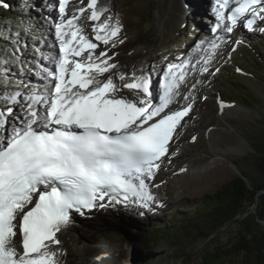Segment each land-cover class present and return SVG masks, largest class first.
<instances>
[{"label": "snow or ice", "instance_id": "1", "mask_svg": "<svg viewBox=\"0 0 264 264\" xmlns=\"http://www.w3.org/2000/svg\"><path fill=\"white\" fill-rule=\"evenodd\" d=\"M231 2L216 0L213 12L218 22L213 32L223 26V31L231 33L241 20L251 30L258 19L264 20V0H235L226 16ZM68 3L60 0L61 18L55 25L59 54L53 58V67L42 69L50 83L43 89L3 96L0 264H60L63 253L53 246L60 244L57 233L70 223L73 211L83 214L113 203L151 210L156 197L147 181L168 155L169 144L194 98L181 110L166 109L179 95L187 66L191 64L194 70L195 64H202L199 70L207 72L224 42L223 36L209 41L207 48L202 42L205 55L195 64L191 57L181 64H169L158 103L152 100L151 77L133 73L134 82L123 85L137 92L136 99H129L119 95L122 89L111 78H97L116 65L110 63L113 58L107 51L96 54L98 44L75 23L90 9L88 19L98 21L92 29L95 39L115 47L113 38L122 27L119 21L109 17L99 22L107 9L98 8L97 0L65 18ZM119 78L123 81L125 76ZM16 105L22 115L16 113Z\"/></svg>", "mask_w": 264, "mask_h": 264}, {"label": "rangeland", "instance_id": "2", "mask_svg": "<svg viewBox=\"0 0 264 264\" xmlns=\"http://www.w3.org/2000/svg\"><path fill=\"white\" fill-rule=\"evenodd\" d=\"M202 1L190 0L191 5L185 6L188 9L186 10L182 0H132L129 3L130 8L125 5V9L128 8L127 14L116 18L123 17L132 27L135 21L139 22L138 29H135L141 31L138 43L151 44L162 33V42L149 55L157 65L175 64L189 57L192 61L193 59L196 61L205 55L201 50V44L210 36L211 28L205 22L204 16L199 15L206 12V2L203 4ZM7 4L4 0H0V8L8 9ZM47 4V0H24L15 5L14 10L8 11L11 17L22 18L23 27L22 30H17L16 36L10 34L6 40L9 41L10 46H20L22 49L17 48V52L13 53L15 66L9 67L6 62L0 64V108L5 107L4 95L17 91L27 93L33 88L43 89L49 84V80L45 79L47 73L42 69L51 67L59 41L54 37L55 22L48 13L52 7ZM175 4L177 9L174 8ZM195 7H200V12L191 14V8ZM110 8L106 7L107 11L103 14L111 13L114 16L118 13L116 9ZM83 14V17L90 20L87 17L88 13ZM157 15L164 16L168 20L164 26L165 31L158 30ZM36 20H40L39 32L38 28L34 27L37 26L34 22ZM93 26L90 24L89 28L93 29ZM261 29H264V24L257 31L244 34L234 28L232 33L227 35L229 39L224 38V42L216 49L207 72H201L199 69L202 64H195L194 61L196 68L185 84L181 85L179 95L175 98V101L181 104L194 98V112L182 123L177 133L181 141L177 140L173 143L171 148L173 152L162 161L163 170H160L159 175L163 174V177L160 175V178L162 180L166 178L168 164L175 155L186 158L184 164L195 160V163L190 165L192 171L205 169L214 162L224 163L225 170L202 189L182 197V201H174L175 197L170 187H166L167 191L163 190L165 192L156 193L158 197L167 198L160 200L163 202L161 204L165 205V208H160L164 210L162 215L145 219L142 224L136 223L140 226L137 228L131 225L133 229L127 232H123L127 227L122 226L128 225L129 222L125 225L118 223L112 226L106 225L105 222L108 220L106 217H110L109 215L104 216L103 221L98 215L94 218L89 217L87 235H80L82 228L75 230L68 227L78 241L91 244L88 243L89 240L97 238L103 247L112 249L121 245L123 248L131 247L136 251V258L133 261L120 259L113 262L115 264H141L144 261L153 262L158 258L161 259L157 264H201V252L209 243L228 242L237 229L236 223L229 221L218 227L212 208L208 206L197 208V205L204 197L213 194L237 176L249 179L259 176L258 153L252 141L264 142V31ZM128 49L124 53L134 51ZM140 56L138 55V61H141ZM111 73L115 74L113 71ZM156 73L157 71L154 70L153 75ZM127 74L123 75L127 76ZM234 79L239 80L240 83L233 82ZM24 85H29V88H25ZM227 90L236 92L229 96ZM157 93L155 91L152 99L157 100ZM185 97L188 99L186 100ZM15 111L22 115L20 105L15 106ZM191 133L195 139L189 137ZM168 227H170L169 232L166 229ZM120 232L122 237H114L115 233ZM97 234L104 237H98ZM89 235L91 237H87ZM88 249L89 246H86V249L82 248L76 256L72 255L66 262L105 264L103 259L91 257L92 251ZM237 264L242 263L239 261Z\"/></svg>", "mask_w": 264, "mask_h": 264}, {"label": "bare ground", "instance_id": "3", "mask_svg": "<svg viewBox=\"0 0 264 264\" xmlns=\"http://www.w3.org/2000/svg\"><path fill=\"white\" fill-rule=\"evenodd\" d=\"M55 1L56 0H47V3H48L47 5H50L52 7L50 10H48V13L50 14L49 17L51 18V20H55L57 13H59V5L60 4H59V1L57 0L58 5L54 6ZM76 1H78V0H76ZM76 1L72 0L71 2H76ZM131 1L132 0H97V7L98 8H102L105 5L103 8H106V7L110 8L111 7L110 9H114V10L116 9V11H118V13H115L114 16L111 13H109V14L106 13V15L102 14L100 17V21H99V22H103L105 20H108L109 17H111L113 22L118 20L120 25L123 27V28L121 27V31L119 32L118 36L113 38V42L116 45L115 47H112L111 44L104 45L102 42L96 40L95 37L92 38L93 34H95V33L90 31L92 28H89V26H90V24H91V26L95 25L96 23H98V21L87 20V18L83 17V15H84L83 14L80 16V19L78 21H76L75 23L83 28V31L85 32L88 39H90L93 43L98 44V47L95 50L96 54L98 55L101 51H107L108 55L113 58L110 61V63H114L116 65L115 68L111 69L109 72L104 73L103 76H98L97 77L98 79L99 78H111L113 80V82L116 84V86L119 88L120 86H123L126 83H133L134 82L133 73H135V75L137 77H139L141 75H148L151 77V89H152L153 95H154V92L157 91V92H160V93H158L160 96V95H162V92H163V83H164L165 72L162 75V67H160V66H162V64L160 66L157 65V62H155L153 60V58H151L149 55L151 54V51L155 47H157V45L159 43L162 42L163 36L161 35L162 33L159 34L154 39L153 43H151V44H147L145 42L138 43V40H140L139 38H140L141 31H138L135 29H138L139 22L135 21L134 27H132V25L125 22L123 17H117L116 18V16H119V15L123 16V15L127 14L126 10L128 8L125 9V5H128L127 7L130 8L129 3ZM139 1H142V0H139ZM205 2H207V0L202 1L203 4ZM89 3H90V0H81V6L78 7V5L76 3H74L69 8L80 9L83 6L88 5ZM182 3H183L184 7L191 5L190 0H182ZM176 6L177 5L175 4V6H174L175 9H177ZM192 7H194V4ZM186 10H188V9L186 8ZM200 10H201L200 7H195V8H191L190 12H191V14L195 13V12L199 13ZM207 11H209V10L206 9L205 13H203V14L201 13L199 15L205 16V14L207 15ZM86 13H88L87 17H89L91 14V10L87 9ZM74 14H78V12L76 11ZM113 14H114V12H113ZM187 14L189 15V12ZM187 14L185 13V15H187ZM70 16H72V15H69L66 18H68ZM167 21L168 20H166L164 18V16H161V15L156 16V22L158 23V30L160 32L165 31L164 26L167 23ZM85 23L86 24L88 23L87 26H85L86 25ZM186 24H188V23L186 22ZM220 33L221 34L223 33V35L227 37V33L225 31H223V26L220 29V31L218 32V34H220ZM218 34L214 35V36L211 35L209 38H206L204 41V47H207V43L209 41L215 39V36H218ZM130 46H134V47L130 49L129 48ZM127 49L129 51H131V50L132 51L134 50V51L133 52L131 51L132 53H124V51ZM57 54H58V50H57L55 56ZM86 55H87V53H86ZM138 55H141L140 56L141 61H138V58H139ZM194 61H195V59H193V62ZM172 64H174V63H172ZM166 66H168V65H166ZM51 67H53V64ZM187 67H188V71H187L186 78L191 71V68H190L191 66L188 65ZM154 70L157 71L156 75H153ZM112 71L115 74H112L111 73ZM124 73L125 74L128 73V74H127V76L124 75L125 79L123 81H121L119 76L121 74H124ZM179 89H180V87H179ZM119 95L127 97L129 99H136L137 98V92L135 90H129V89L123 88V87H122V90L119 92ZM152 98H153V96H152ZM158 99L155 103L158 102ZM189 130H191V128ZM191 136H194V135L191 133L189 135V137H191ZM184 138H186V137H184ZM178 141H181V140L178 139ZM176 157H178V158L174 160V158H176ZM184 160H187V159L182 158L181 156H176V155L173 157L172 161L168 164L169 168L165 173L166 178L164 177L163 178L164 180H162V178H160V176H159V178H160L159 180H161V183L158 184L159 187L156 186L155 189H153L154 193H158V192H161L163 190L167 191L166 187H168V188L170 187V190H173L172 193L174 194V197H175L174 201H178V200L182 201V197H185L186 195H189V194H194V192H197L196 190L202 189L214 177L218 176V174H221L225 170L224 163L214 162V164L209 165L205 169H198L197 171H192L190 168V165L194 164L195 160H190L186 164L183 163ZM160 175H162V177H163V174H160ZM158 182H160V181H158ZM164 183H165V185H164ZM165 191H163V192H165ZM161 199H167V198H164V196L158 197V199L152 204L151 209H153V208H161V209L165 208V205H163L162 207L160 206L161 203H163L160 201ZM111 209H114V212ZM98 213H99L98 217L100 216V219L102 218V221H103V218L105 219L104 216H106V215L110 216V217H106L108 219V220H106V222L104 221L106 223V225H108V226H112L114 223L115 224L118 223V225L119 224L125 225V224H127V222H129L130 224L128 223V225L122 226L123 228L127 227L125 229V231H123V232H127L130 229H133L135 227L136 228L140 227L136 223L139 224L141 222V224H142L143 220L154 217L151 215V210L145 209V208L140 209V208L135 207V206H133V207L116 206V207H110V208L104 207V209H102ZM157 213L159 215H162V213H160V212H157ZM89 216L91 218L92 217L94 218V216L89 215V213L88 214L83 213L80 215H78L77 213L73 214L71 216L70 223L67 226H65L64 228H62L60 232L57 233V237L60 240V244L54 245L53 248H54V250H57V251L63 253L62 255L59 256L60 264H68V262H66V261H68L69 258L72 257V255L76 256L78 254L77 252L81 251L82 248L86 249V246L87 247L89 246L88 250L92 251L91 257H93L95 259H97V258L98 259L100 258L101 260L103 259L102 261H105V264H115L113 262H115L117 260L119 261L121 259V255L123 254V246L122 247H121V245L115 246L116 248H112V249H110L108 247H103V245L101 244V242L99 243L97 238H94L96 240H92V241L89 240L88 243H91V244H86V243L83 244L82 242L78 241L77 238L72 235V233H70V230L68 229V227H71L75 230L82 228V231L79 232L80 235H82V236L87 235L86 231H87V228L89 227V220H90ZM131 225L134 227L132 228ZM121 233L122 232H120L119 234L115 233L116 236H114V237H119V236L122 237ZM76 236H79V235H76ZM96 236L99 237L102 235L97 234ZM124 236L126 237L127 234ZM87 237H91V236L89 235ZM102 237H104V236H102ZM160 259L161 258H158L157 260H154L153 262L144 261V262H141V264H157V261ZM121 263H122V261H121Z\"/></svg>", "mask_w": 264, "mask_h": 264}, {"label": "trees", "instance_id": "4", "mask_svg": "<svg viewBox=\"0 0 264 264\" xmlns=\"http://www.w3.org/2000/svg\"><path fill=\"white\" fill-rule=\"evenodd\" d=\"M4 1L8 3V9L0 8V64L6 62L11 67L15 66L13 53L22 48L10 46L6 38L10 34L14 37L17 30H22L23 20L19 16L11 17L8 11L24 0ZM34 22L39 32L40 20ZM233 82L240 83L235 79ZM227 92L231 96L236 91ZM252 142L258 153L259 176L254 179L237 176L197 205V208H212L218 227L229 221L237 225L227 243L214 242L206 246L201 252V264H237L239 261L242 264H264V142ZM169 228H166L167 232Z\"/></svg>", "mask_w": 264, "mask_h": 264}, {"label": "water", "instance_id": "5", "mask_svg": "<svg viewBox=\"0 0 264 264\" xmlns=\"http://www.w3.org/2000/svg\"><path fill=\"white\" fill-rule=\"evenodd\" d=\"M136 251L131 247L123 248V254L121 255V260L123 261H133L135 259Z\"/></svg>", "mask_w": 264, "mask_h": 264}]
</instances>
